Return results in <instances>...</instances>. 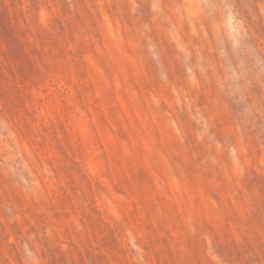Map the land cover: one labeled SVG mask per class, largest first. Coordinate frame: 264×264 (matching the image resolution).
<instances>
[{"label":"rangeland","instance_id":"rangeland-1","mask_svg":"<svg viewBox=\"0 0 264 264\" xmlns=\"http://www.w3.org/2000/svg\"><path fill=\"white\" fill-rule=\"evenodd\" d=\"M0 264H264V0H0Z\"/></svg>","mask_w":264,"mask_h":264}]
</instances>
